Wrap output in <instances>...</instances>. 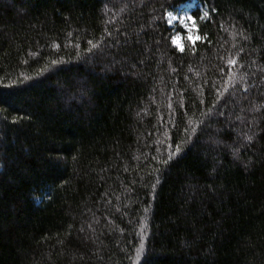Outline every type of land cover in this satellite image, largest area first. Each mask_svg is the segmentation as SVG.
Instances as JSON below:
<instances>
[{
    "label": "trees",
    "instance_id": "16d2710c",
    "mask_svg": "<svg viewBox=\"0 0 264 264\" xmlns=\"http://www.w3.org/2000/svg\"><path fill=\"white\" fill-rule=\"evenodd\" d=\"M0 264H264V0H0Z\"/></svg>",
    "mask_w": 264,
    "mask_h": 264
},
{
    "label": "rangeland",
    "instance_id": "374dc122",
    "mask_svg": "<svg viewBox=\"0 0 264 264\" xmlns=\"http://www.w3.org/2000/svg\"><path fill=\"white\" fill-rule=\"evenodd\" d=\"M195 7V3L193 1L188 2L186 4H183L178 7V9L174 12H169L171 15L169 16L168 14L166 15V19L168 24L170 25H175L178 24L181 26V28L186 32L187 38L190 39V35L193 37L191 40L195 38V27H192L194 24L193 17L191 14L192 9ZM191 17L192 19H188ZM191 29V32H190ZM176 40L177 43H174L177 47L181 48L182 47V36L177 33L173 36V40Z\"/></svg>",
    "mask_w": 264,
    "mask_h": 264
},
{
    "label": "snow or ice",
    "instance_id": "6c2138e0",
    "mask_svg": "<svg viewBox=\"0 0 264 264\" xmlns=\"http://www.w3.org/2000/svg\"><path fill=\"white\" fill-rule=\"evenodd\" d=\"M168 15L170 16L171 13H169ZM204 15L206 16L207 13H205ZM188 19H192V18L189 17ZM192 27H195V25L193 24ZM190 32H191V29H190ZM191 38H193V37L190 35V39H191ZM203 38H204V37H201V36H196V37H195V39H203ZM173 43H177V41L174 39V40H173ZM181 50H183V49L181 48ZM235 62H236L235 60H229V61H228L229 64H234ZM53 63H55V62H53ZM6 87H11V85H8V86H6ZM179 151H180V148H179V146H177V152H179Z\"/></svg>",
    "mask_w": 264,
    "mask_h": 264
}]
</instances>
